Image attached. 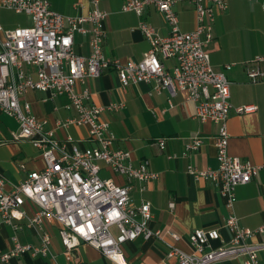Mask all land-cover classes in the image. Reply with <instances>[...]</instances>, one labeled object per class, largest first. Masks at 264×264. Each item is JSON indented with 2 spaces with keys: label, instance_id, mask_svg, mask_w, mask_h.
<instances>
[{
  "label": "built area",
  "instance_id": "obj_1",
  "mask_svg": "<svg viewBox=\"0 0 264 264\" xmlns=\"http://www.w3.org/2000/svg\"><path fill=\"white\" fill-rule=\"evenodd\" d=\"M181 0H127L122 9L145 13L155 6L164 12L171 23L168 34H161L157 26L142 18L140 29L149 38L150 46L138 61H122L104 51L106 41L105 18L108 11L100 7V0H93L94 8L87 14L65 15L51 7L50 0H0V11L9 7L30 15L31 23L6 27L0 15V109L19 121L12 134L15 140L28 138L40 147L46 161L40 169L28 171L27 177L6 188V177L0 176V223H11L20 227L16 219L26 218L28 227L37 229L40 244L24 243L13 235V245L0 250V264L24 253L33 256L52 253V236L45 223L59 224L60 236L69 257L75 258V247L83 240L89 242L118 264H127L123 243L136 237L162 239L168 255H176L177 264H216L217 261L237 260V264L260 263L258 250L264 243L248 240L264 230V224L256 228L244 226L232 211L225 217V227L231 235L225 239L219 227H196L190 230L194 250L181 248L175 241L182 239L177 231L154 229L150 220L154 214L150 199L134 203L131 190L134 180L143 183L157 177L151 170L149 159L136 164L130 151L114 144L116 132L110 120L103 118L105 110H118L123 102L98 104L93 101L88 88H79L90 76H99L105 70L115 68L121 85L146 80L155 83L154 90L171 91L172 96L186 91V99L195 101V115L201 121L219 123L217 142L219 164L202 168L188 164L189 173L195 178L215 181L220 192L226 196V204L235 208L237 187L257 176L264 165L243 159L229 152L228 119L231 112L251 113L258 109L257 103L235 105L231 100V80L223 70L213 67L210 53L205 48L214 38L215 15L225 10L228 0H186L196 8L197 24L186 30L181 27L174 4ZM185 1V0H183ZM90 23L86 25V23ZM75 30L90 34L91 51L79 53L74 48ZM172 58L170 67L163 59ZM262 59V58H259ZM245 64L252 81L264 78V69ZM233 64H225L227 68ZM48 91L53 98L67 94V108H75L76 115L57 119L56 127L86 125L94 141L93 146L83 147L74 142L73 135L59 138L48 120L33 113L31 102L24 98L29 89ZM158 143L164 146L165 138ZM201 134L195 135L188 151L203 145ZM126 178L120 183L102 172L103 164ZM23 164L22 166H24ZM37 205L34 214L23 207L26 198ZM171 205L174 204L172 201ZM218 239L220 244H214Z\"/></svg>",
  "mask_w": 264,
  "mask_h": 264
},
{
  "label": "crops",
  "instance_id": "obj_2",
  "mask_svg": "<svg viewBox=\"0 0 264 264\" xmlns=\"http://www.w3.org/2000/svg\"><path fill=\"white\" fill-rule=\"evenodd\" d=\"M50 1L53 9L65 15L87 14L94 8L93 0ZM126 1L100 0V7L108 11L105 18L107 34L104 51L124 62L129 59L138 61L150 46L149 38L140 29V20L144 18L156 25L161 34H168L172 25L167 22L165 13L155 6L147 7L142 14L123 10ZM174 8L178 11L181 27L186 30L195 27L198 22L197 11L189 1L181 0L174 4ZM214 21L215 36L205 45L213 67L224 70L229 76L231 100L235 105L251 102L258 105L255 112H231L228 119L229 152L264 165V78L252 81L245 66L251 62L252 66L264 69V0H228L227 8L217 12ZM30 23L31 17L26 24L15 26ZM3 25L10 26L5 23ZM0 36H3L1 32ZM74 37L75 50L88 55L91 51L89 32L75 30ZM163 61L169 68L175 65L172 58ZM228 63L233 65L227 68L225 64ZM121 81L117 69L110 68L99 76L88 77L79 88H88L92 92L93 101L98 104L118 101L125 104L118 110L106 109L102 117L111 121V128L117 134L115 146L130 151L136 164L148 158L150 169L158 173L157 177L145 182V188H141L143 183L134 180L135 186L131 190L134 203L150 199L154 212L150 220L152 228L164 232L177 231L182 239H177L175 243L193 251L189 232L196 227L217 226L225 239L230 237V231L224 226L229 212L233 211L244 226L256 228L264 224V167L252 181L237 187L235 208L230 207L215 181L202 177L195 179L187 168L190 163L202 168L218 166L219 156L214 136L219 132V123L214 120L201 121L195 115L196 103L186 99V91H179L172 96L174 103H171V91L154 90L153 81L130 83L127 88L122 87ZM24 98L31 102L37 117L48 120L47 125L55 128L59 138L73 135L75 143L83 147L93 146L88 126L79 124L56 127L57 119L76 115L75 108L65 106L67 94L53 98L48 91L37 88L29 89ZM0 112L3 110L0 109ZM9 119L14 122L12 126L0 123V176L6 177V188L10 190L14 183L27 177L28 171L43 168L46 161L42 149L27 137L15 140L12 132L18 128V123L12 116ZM199 134L203 137V145L188 151L186 145ZM160 136L165 138L164 146L157 142ZM102 164L105 176L126 183L124 176ZM25 201L23 207L26 212L34 214L36 203L29 197ZM172 201L173 205L170 204ZM26 218L16 219L20 224L18 228L4 221L0 223V250H8L15 245L13 235L16 234L24 243L40 244L38 230L28 227ZM45 227L52 236V253L38 256L24 253L11 259L8 264H118L85 240L75 247L77 256L69 257L57 221H47ZM248 241L258 245L264 243V230L257 232ZM217 243L220 244L218 239L214 241V244ZM123 250L127 264L178 263L177 256H169L165 242L157 237H136L124 242ZM258 255V264H264V246L260 247ZM216 264H237V260L230 258L223 262L217 261Z\"/></svg>",
  "mask_w": 264,
  "mask_h": 264
},
{
  "label": "rangeland",
  "instance_id": "obj_3",
  "mask_svg": "<svg viewBox=\"0 0 264 264\" xmlns=\"http://www.w3.org/2000/svg\"><path fill=\"white\" fill-rule=\"evenodd\" d=\"M2 15V21L3 23H5V25H10V26H15L21 23L26 24L27 21L30 19V16L26 13H24L23 11L21 12H17L13 9L10 8H4L1 10L0 12ZM0 123L1 125H9L12 126V124H14V122H11L12 120H10L9 118L12 116L13 119L18 123L19 125V121H17V119L14 117V115H9L6 112H0ZM10 116V117H9Z\"/></svg>",
  "mask_w": 264,
  "mask_h": 264
}]
</instances>
